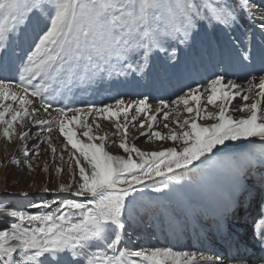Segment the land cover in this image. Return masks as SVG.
<instances>
[{
  "label": "snow or ice",
  "instance_id": "obj_1",
  "mask_svg": "<svg viewBox=\"0 0 264 264\" xmlns=\"http://www.w3.org/2000/svg\"><path fill=\"white\" fill-rule=\"evenodd\" d=\"M250 13L251 0H0V135L9 141L13 136L25 140L32 133L17 132V123L21 129L25 121L32 127L46 126L43 130L47 133L55 124L66 142L64 149L70 146L74 150L70 158L79 182L74 181L71 195L89 199L87 205L62 199L55 206L47 202L32 205L35 212L9 210L10 222L0 227V264H197L195 252L172 247L121 248L128 227L125 214L133 218L129 204L137 185L155 177L170 180L167 174L187 169L214 150L233 153L225 160L233 190L221 206L217 228L224 229L227 217L257 185L262 210L254 219L250 238L230 240L228 248H234V254L200 256L199 260L202 264H264V147L234 151L256 140L264 145V44L253 51L241 37L233 38L234 27ZM259 28L264 33V17ZM220 33L234 53L228 63L213 66L206 86H189L171 100L176 127L166 136L154 130L147 133L149 140L179 142V150L142 151L127 143L130 110L135 112L131 115L133 126L153 129L157 114L165 120L173 115L162 111L169 107L164 99L155 113L147 94L133 100L116 98L113 104L100 107L89 104L86 109L53 106L57 98L74 96L93 84L107 83L111 89L129 77L137 83L145 81L143 86L150 88L156 60L174 67L181 46L192 49L201 34L218 37ZM242 35L246 39V34ZM13 71L18 83L7 75ZM236 72L250 77L246 89L228 78ZM237 97L245 102L252 99L238 109L247 113L239 119L228 114ZM33 98L40 101L39 107ZM181 105L188 114L182 120L178 118ZM209 105L218 111H208ZM41 108L56 115L50 120L36 118ZM93 114L116 121L115 134L122 130L123 135L118 147L126 157L106 150V135L93 134L92 126L100 127L95 119L92 124L86 122ZM122 115L125 123L121 125ZM200 120L214 122L201 124ZM44 140L55 155L51 137ZM23 151L29 154L27 147ZM31 154L39 155L35 141ZM28 167L31 169V164ZM72 168L69 164L70 171ZM61 171L56 168L57 173ZM167 186L161 181L152 191L160 193ZM72 188L73 184H61L58 191ZM151 210L143 209L145 213Z\"/></svg>",
  "mask_w": 264,
  "mask_h": 264
},
{
  "label": "rangeland",
  "instance_id": "obj_2",
  "mask_svg": "<svg viewBox=\"0 0 264 264\" xmlns=\"http://www.w3.org/2000/svg\"><path fill=\"white\" fill-rule=\"evenodd\" d=\"M262 17H264V2L251 0V13L245 15L242 21L234 27L233 38L241 37L247 47L253 51H258L259 46L264 44V33L259 28ZM242 34H246V39ZM181 49H183V46H181ZM233 54L231 46L225 42L223 33H220L218 37L211 35L205 37L201 34L192 49L185 48L184 52L180 50L177 53L178 63L174 67L170 66V62L163 60H156L153 63L150 76L152 87L150 88L143 86L145 81L137 83L135 79L129 77L127 81L120 83L119 87L111 89H109L107 83L93 84L82 91H78L74 96L57 98L53 102V106L86 109L89 104L100 107L104 104H113L116 98L133 100L147 94L150 96L149 101L153 99L149 102L152 106V113H155L156 106L161 99L169 103V107L162 111L173 113L175 106L171 105V100L186 92L189 86H206L208 78L214 71L213 66L222 61L228 63ZM7 75L13 83L19 82L16 72L13 71ZM228 78L235 80L242 90L248 87L247 79H250L245 72H236L235 75L230 74ZM33 99L35 106L39 107L40 101L37 98ZM251 102L252 99L245 102L237 97L232 102L228 114L236 119L246 116V112H240L238 109L244 103ZM204 103H206V97L202 101V104ZM207 110L218 111L217 108L210 105ZM179 111L181 114L178 118L181 120L188 115L183 112L182 105ZM55 115V112L50 110L49 113H45L41 108L36 118L50 120ZM131 115H135L134 110H130L128 117L127 143L129 145H135L142 151H161L170 147H176L179 150L181 146L179 142L168 139L157 140L155 137L149 140L147 135V133L154 130L166 136L170 129L176 127L172 124L174 113L168 120L163 119L162 114H157L158 119L154 122L153 129H147L146 127L141 129L138 124L133 126ZM82 119H84L83 114ZM94 119L100 127L96 128L93 125V134L106 135V150L113 155L126 157L127 154L118 147L123 135L122 130L120 135L115 134L114 124L116 121L104 120L93 114L86 118V122L92 124ZM198 122L211 124L214 121L200 120ZM119 123L121 125L125 123L123 115L119 118ZM144 123L147 124V120H144ZM165 123L169 124V128L164 127ZM2 127L3 125H0V129ZM15 127L17 132L30 130L32 134L25 140L13 136L10 141L0 135V227L10 222V218L7 216L9 210L35 212L37 209L32 205H41L47 202L55 206L62 199H75L87 205L89 199L71 195V192L75 190L74 181L79 182L78 170L75 169L74 162L70 158L74 150L70 146L67 150L64 149L63 144L66 142L59 135L55 124L52 125L53 131L51 133L43 130L46 126L32 127L31 122L28 121H25L23 129H21L19 123ZM176 130L179 131L178 128ZM141 132L146 134L142 136L140 135ZM45 136L51 137L50 142L57 150L55 155L48 148V143L44 140ZM34 141L39 144V155L37 156L31 154ZM96 142L99 143V141ZM25 147H27L28 155H25L23 151ZM261 147H264V145L256 140L254 144L243 145L234 149V151H259ZM232 154V152H216L214 150L212 154H208L207 158H201L203 163L194 161L193 165L188 166V169H178L174 173L167 174V177H171L170 180L166 177H155L141 185H137V192L132 194V200L129 204L133 218H129L128 214H125L128 227L125 229L121 248L127 250L141 247H169V244H177V230L179 228L182 231V226L185 223L187 224L189 219L194 218L195 221L201 224L207 218L209 219L203 207L210 208L212 203H216L218 207H221L229 197L226 190L228 189L229 194L232 193L231 172L225 163L226 158ZM61 155H63V159L60 158ZM132 155L133 158H136L135 153ZM13 159H16L17 163H12ZM29 164L32 166L31 169L28 167ZM69 164L73 165L72 171L69 170ZM57 167L61 168L62 171L57 173ZM161 181L168 185L164 191L160 193L152 191V188L159 186ZM177 181L179 182L177 183ZM61 184H73V188L69 192H60L58 189ZM258 188L259 185L256 186V189ZM145 208L152 210L145 213L143 211ZM188 212L191 214L187 215ZM196 215L197 218H195ZM207 224L210 226H203L201 231L212 233L211 225L214 223L209 220ZM212 235L215 239L213 233ZM174 249L183 251L184 247H174ZM199 257L197 256V261L202 264Z\"/></svg>",
  "mask_w": 264,
  "mask_h": 264
},
{
  "label": "bare ground",
  "instance_id": "obj_3",
  "mask_svg": "<svg viewBox=\"0 0 264 264\" xmlns=\"http://www.w3.org/2000/svg\"><path fill=\"white\" fill-rule=\"evenodd\" d=\"M260 1L264 2V0H260ZM245 145H247V143H245L244 146H245ZM188 168H189V167H188ZM188 168H187V169H188ZM247 211H248V210H247ZM211 212L215 214V211H214L213 209H211ZM197 264H200V262L197 261Z\"/></svg>",
  "mask_w": 264,
  "mask_h": 264
}]
</instances>
